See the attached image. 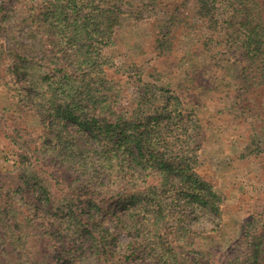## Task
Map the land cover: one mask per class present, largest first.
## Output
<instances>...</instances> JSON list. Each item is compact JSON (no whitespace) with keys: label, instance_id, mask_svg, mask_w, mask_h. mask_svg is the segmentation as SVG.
<instances>
[{"label":"trees","instance_id":"1","mask_svg":"<svg viewBox=\"0 0 264 264\" xmlns=\"http://www.w3.org/2000/svg\"><path fill=\"white\" fill-rule=\"evenodd\" d=\"M7 1L0 0V99L34 113L41 131L14 154L17 185L0 191V264H264V208L242 256L211 259L184 221L191 207L221 218L223 199L165 133L186 114L168 102L155 107L140 76L135 107L123 112L120 69L96 51L123 16L142 17L148 5L158 8L162 42L185 37L176 33L188 26L199 40L203 28L183 18L191 6L208 31L206 50L181 54L202 58L193 70L209 73V84L190 81L204 92L221 86L236 100L252 127L240 158L256 157L264 151V0ZM9 7L36 44L2 41L12 33L3 26ZM119 229L130 235L123 245Z\"/></svg>","mask_w":264,"mask_h":264},{"label":"rangeland","instance_id":"2","mask_svg":"<svg viewBox=\"0 0 264 264\" xmlns=\"http://www.w3.org/2000/svg\"><path fill=\"white\" fill-rule=\"evenodd\" d=\"M10 1L7 3L11 4ZM151 6L145 8L142 17L123 16L120 23L108 30L104 41L99 38L96 51L112 70L120 69L116 76L125 85L117 104L123 112L127 109L125 106H128V110L135 107V85L140 84L137 79L140 76L148 95L155 101V107L168 102L166 109H181L183 111L180 113L186 114L182 121L174 120L173 129L166 127L165 133L174 140L178 139L177 142L182 145L181 156H187L186 159L198 173L220 194L223 204L221 218L199 209L194 211L191 207L184 222L194 228V233L203 241V246L210 250L214 261L221 262L235 252L242 256L246 252L245 241L253 217L255 226L262 219L259 213L264 208V151L256 157L240 158V153L251 139L252 127L249 126L247 114L239 109L236 100L225 96L226 90L221 86L204 92L190 81L195 75L193 68L201 64L202 58L198 57L195 63L183 61L185 56L181 53L186 49L204 52V42L208 40V31L196 19L194 9L189 6V10L187 7L183 18L186 16L195 28H203L199 33L200 39L196 40L195 33L188 26L176 33V37L179 34L185 37L175 38L170 44L162 42L165 39L161 37L163 27L157 20L158 8ZM10 9L7 8L3 26L12 33L9 37L2 36V41L36 44L28 39L27 27L19 23L20 18L12 14ZM177 40H180L178 44ZM196 77L203 87L209 84V73L206 71H198ZM195 103L199 105L196 116L191 113ZM17 109L5 99H0V191L11 190L12 186L17 185L18 167L14 162V154L26 146L25 142L32 143L41 131L34 113H20ZM181 126L188 127L189 133L184 132ZM189 135L194 137L190 139ZM197 143L198 147L195 148ZM261 144L264 146V141ZM38 152L42 155V151ZM94 166L95 178L98 176L103 180V168L98 163ZM14 199L21 202L20 193L14 194ZM108 226L115 228L113 223H108ZM209 227L213 230L204 229ZM1 230L5 231V228L0 227ZM10 234L7 232L8 236ZM129 238L127 231L119 229L120 244H125ZM2 245L3 241L0 240V248ZM159 264L165 262L162 260Z\"/></svg>","mask_w":264,"mask_h":264}]
</instances>
